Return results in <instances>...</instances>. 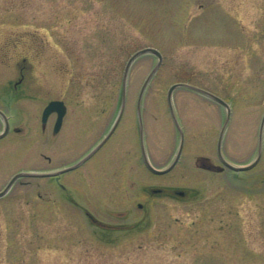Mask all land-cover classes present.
<instances>
[{"label":"rangeland","instance_id":"374dc122","mask_svg":"<svg viewBox=\"0 0 264 264\" xmlns=\"http://www.w3.org/2000/svg\"><path fill=\"white\" fill-rule=\"evenodd\" d=\"M1 23L0 107L23 131L0 138V190L21 170L65 166L99 141L119 111L126 62L146 46L163 54L141 106L150 162L165 168L177 154L180 133L167 93L178 82L230 104L225 157L235 164L256 158L264 0H0ZM157 62L153 53L134 61L117 129L94 157L57 180L70 188L69 200L55 177H21L0 198V264H264V179L257 178L264 176V153L243 172L202 166L207 159L221 165L225 106L177 87L172 100L185 136L180 159L165 174L147 169L137 100ZM54 99L68 110L60 133L46 142L41 115ZM171 190L188 196L173 197ZM80 191L98 222L80 216L73 200Z\"/></svg>","mask_w":264,"mask_h":264},{"label":"water","instance_id":"95a60500","mask_svg":"<svg viewBox=\"0 0 264 264\" xmlns=\"http://www.w3.org/2000/svg\"><path fill=\"white\" fill-rule=\"evenodd\" d=\"M145 53H153V54H155L158 57V62L155 65V67L153 68V70L150 72V74L148 75L146 80L144 81L143 86H142L141 91H140L139 96H138V100H137V109H138V112H139V121H140V126H141L142 152H143V157H144L145 164L150 169V171H152L153 173H156V174L167 173L176 165V163L180 159V156H181V153H182V150H183V147H184L185 138H184L183 129H182L181 124H180V122L178 120V117L176 115V111H175V108H174V105H173V100H172L173 91L177 87H180V86H185V87L191 88L193 90H196V91H198L200 93H203V94L211 97L212 99H214L216 102H218V103H220V104H222V105H224L226 107V109H227V117H226L225 123L223 125V128H222V130L220 132V135H219V138H218V144H217V151H218V155H219V158L221 159V161L225 165L229 166L230 168H232V169H234L236 171L248 170V169L254 167L258 163V161L260 160L261 155H262V138H263V128H264V115H263L262 124H261L259 151H258V155L255 158V160L252 161L249 164H246V165H234V164H231L230 162H228L225 159V157L223 155V152H222L223 137H224L225 129H226V126H227V124L229 122L230 113H231V107H230L229 103H227L224 99H222L220 96L212 93L211 91H208V90L200 88V87L193 86V85L188 84V83H181V82L174 83L173 85H171V87L168 90V94H167L168 103H169V107H170V111H171L172 117H173L174 122H175V124H176V126H177V128H178V130L180 132V143H179V148H178L177 154H176L174 160L172 161V163L168 167L156 168L154 165H152V163L149 161V158H148V155H147V152H146L145 142H144L142 116H141V103H142L143 95L145 93V90H146L148 84L150 83L152 77L158 71V69L160 68V66H161V64L163 62L162 53L158 49H156L154 47H144L142 49H139L138 51L133 53L130 56V58L128 59V61L126 63V66H125V70H124V76H123V98H122L120 112H119V114H118V116H117V118L115 120V123H114L113 127L108 132V134L105 136V138L102 140V142L98 145V149L109 139V137L112 135V133L114 132L115 128L117 127V125L119 124V122H120V120L122 118V114H123V111H124V108H125V105H126L127 78H128V73H129L130 67L133 64V62L140 55L145 54ZM66 110H67V108H66V105H65L64 101H62V100H52V101L49 102V104L46 106V108H45V110L43 112L42 121L46 122L48 117H49V115L52 112H54V111L58 112V118H57L55 129H54L55 131H58L59 128L61 127V125H62L63 118H64V115L66 113ZM0 113L4 116V114L1 111H0ZM8 129H9V123L6 120V117H5V130L2 133H0V138L7 134ZM89 156L85 157L79 163H77V164H75L73 166H70L68 168H65V169H62V170H59V171H56V172H47V173L18 172L10 179V181L8 182L6 187L2 191H0V197L7 193V191L11 188L13 183L16 181V179L19 178L20 176H52V175L61 174L62 172L69 171L71 169H74V168L78 167L82 162H84L87 158H89ZM152 191L154 193H158V192L161 191V189L155 188ZM177 193L179 195H184L185 194L184 191H177Z\"/></svg>","mask_w":264,"mask_h":264},{"label":"flooded vegetation","instance_id":"af4514ba","mask_svg":"<svg viewBox=\"0 0 264 264\" xmlns=\"http://www.w3.org/2000/svg\"><path fill=\"white\" fill-rule=\"evenodd\" d=\"M3 24L1 23V25H0V32H1V34L3 35V32H2V30H3ZM0 34V35H1ZM19 39V38H18ZM4 39H3V37L1 36L0 37V50L2 49V46H4V41H3ZM24 79H25V74H24V70L22 69V71L20 72V75H19V77H18V79L13 83V89L14 90H12V91H14L13 93L14 94H20L21 93V91L22 90H20V88L21 89H23L22 87H23V82H24ZM1 92V91H0ZM0 110L4 113V115L6 116V119H7V121H8V123H9V132L10 131H12V129H14L16 132H21V131H23V129L22 128H20V127H15V126H13V117L11 116V115H9V114H7L1 107H0ZM51 115H55V118L57 117V113L55 112V113H52ZM47 122L45 123V124H42V131L44 132V134L48 137H46L45 138V141L46 142H49L50 140H51V138L52 137H56L59 133H60V131H61V129H62V127H63V124H62V126H61V128H60V130L58 131V132H54V128H53V133L52 134H46V132H47ZM53 127H54V125H53ZM81 129V132H84V128L83 127H81L80 128ZM8 132V133H9ZM259 133H260V128H259ZM97 143H98V140L94 143V144H92L83 154H82V156H81V158L82 157H84L86 154H88L90 151H92V149L97 145ZM106 144V143H105ZM104 144V145H105ZM103 145V146H104ZM102 146V147H103ZM263 146H264V143H263ZM102 147L99 149V150H96L95 152H93V154L91 155V157L87 160V161H89L92 157H94L101 149H102ZM263 149H264V147H263ZM263 152H264V150H263ZM45 158L47 159V161H48V163H51L52 162V158L51 157H49V156H45ZM227 158V157H226ZM228 159V158H227ZM77 161V160H76ZM75 161V162H76ZM86 161V162H87ZM228 161H230L229 159H228ZM75 162H73V163H75ZM86 162H84L82 165H84ZM230 162H232V161H230ZM260 162V161H259ZM259 162H258V164H259ZM73 163H69V164H67V165H65V166H61V167H58V168H48V169H46V170H44V171H42V172H51V171H56V170H58V169H60V168H63V167H67V166H71ZM81 165V166H82ZM221 165H222V162H221ZM221 165H218V164H212L210 161H208V159L206 160V162H204L203 163V167H205V168H207V169H209V170H212V171H216L217 173H221V172H224L226 169H228V171L230 170V171H233L232 169H230L228 166H221ZM257 178H258V180H259V184H262V180L264 179V176H263V172L261 171L258 175H257ZM57 184L60 186V189L62 190V192L64 193V197L66 198V200H69L68 198H70L71 196L69 195V193H70V188H68V187H66V185L63 183H60V182H57ZM81 192V191H80ZM83 192V191H82ZM80 193L79 195H80V198L79 199H75V197H74V199L73 200H75V206L78 208V210L80 211V216L81 217H84V215H85V217H87L90 221H92V222H98V218L88 209V208H86L85 207V205H84V202H82L83 201V193ZM164 192H168L166 189L165 190H162L159 194H162V193H164ZM171 195H173V197H177V198H180V199H185V198H187V196H188V191H186V193H185V195H178V194H176V192H175V190H171L170 192H169ZM38 195H40L39 193H38ZM79 195L77 196V197H79ZM79 200H81V202L79 201ZM72 202V201H71ZM68 205V204H67ZM67 205H66V208H68L67 207Z\"/></svg>","mask_w":264,"mask_h":264}]
</instances>
